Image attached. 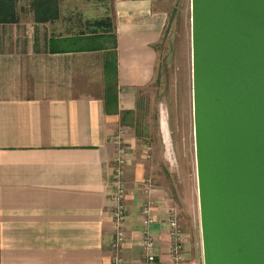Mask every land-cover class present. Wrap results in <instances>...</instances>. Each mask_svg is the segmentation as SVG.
Instances as JSON below:
<instances>
[{"label": "crops", "instance_id": "0c3cea01", "mask_svg": "<svg viewBox=\"0 0 264 264\" xmlns=\"http://www.w3.org/2000/svg\"><path fill=\"white\" fill-rule=\"evenodd\" d=\"M157 1L113 0L114 32L82 47L69 46V35L53 33L52 22L37 23L19 6L17 22H0V264L112 263L115 139L135 94L155 76L168 21ZM110 62L118 86L113 75L107 102ZM130 165L123 264L145 255L148 198L139 189L142 166ZM154 201L149 230L157 260L172 264L173 206L160 194ZM183 246L179 264H196L187 239Z\"/></svg>", "mask_w": 264, "mask_h": 264}, {"label": "water", "instance_id": "95a60500", "mask_svg": "<svg viewBox=\"0 0 264 264\" xmlns=\"http://www.w3.org/2000/svg\"><path fill=\"white\" fill-rule=\"evenodd\" d=\"M203 264H264V0H191Z\"/></svg>", "mask_w": 264, "mask_h": 264}, {"label": "rangeland", "instance_id": "374dc122", "mask_svg": "<svg viewBox=\"0 0 264 264\" xmlns=\"http://www.w3.org/2000/svg\"><path fill=\"white\" fill-rule=\"evenodd\" d=\"M17 2L25 12H33L32 0ZM156 7L167 13L168 21L158 45L155 76L152 84L135 94L133 110L124 113L119 134L130 154V167L142 166L139 189L148 198L145 205L152 204L153 214L154 199L159 194L172 204L188 241L190 258L203 264L194 141L191 0H158ZM60 10V19L47 29L69 35L66 43L72 47L89 44L82 35L94 31L101 35L102 28L95 27L94 22L114 14L113 0H60ZM101 42H105L103 38ZM116 154L117 148L114 159ZM113 203L111 199L112 216Z\"/></svg>", "mask_w": 264, "mask_h": 264}, {"label": "built area", "instance_id": "2783aa9c", "mask_svg": "<svg viewBox=\"0 0 264 264\" xmlns=\"http://www.w3.org/2000/svg\"><path fill=\"white\" fill-rule=\"evenodd\" d=\"M119 134V133H118ZM115 144L117 148V154L113 162V171H112V185H113V194L112 201L113 203V219H114V238L112 241L113 249V260L111 264H123L120 257L123 245L126 240V233L124 231V223L126 219V198L128 195V188L125 182V173L126 168L129 165V156L128 150L124 146V140H122V135H117L115 139ZM152 204L149 202L145 205L144 208V225L145 232L143 236V246L145 255L142 260L137 264H160L157 260L158 254L156 249V243L150 233V225L155 221V218L152 214V209L150 207ZM169 218L168 222L170 225V236L174 244V257L172 264H179L184 258V236L180 229V223L178 220V215L174 213L173 209L168 211Z\"/></svg>", "mask_w": 264, "mask_h": 264}, {"label": "trees", "instance_id": "16d2710c", "mask_svg": "<svg viewBox=\"0 0 264 264\" xmlns=\"http://www.w3.org/2000/svg\"><path fill=\"white\" fill-rule=\"evenodd\" d=\"M18 0H0V22L1 23H10V22H17L18 21V16H17V2ZM31 8L32 11L34 12V17L37 23H49V22H55L60 19V0H32L31 3ZM96 26L98 28H102V31L105 32L102 33V35H91V36H81V38L84 39H90V40H95L97 37H103L106 35L109 31L112 33L114 32V29L112 27V19L111 18H106L101 21L96 22ZM107 29H103L105 27ZM110 30H109V29ZM113 38H116V36L113 34ZM80 39V37L78 38ZM108 70L107 74L110 76V86L111 89L108 91V100L107 102H110L113 100V75L115 79V87L117 89V84L118 83V70L115 65V73L113 71L114 65L113 62H110V64L107 65ZM117 94L118 91L116 90ZM117 94H115V100L117 103Z\"/></svg>", "mask_w": 264, "mask_h": 264}]
</instances>
